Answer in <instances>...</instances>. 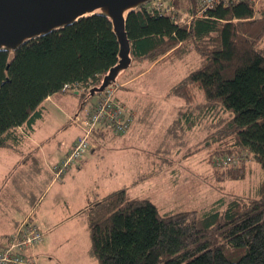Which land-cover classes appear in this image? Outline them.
I'll return each instance as SVG.
<instances>
[{"label": "trees", "instance_id": "1", "mask_svg": "<svg viewBox=\"0 0 264 264\" xmlns=\"http://www.w3.org/2000/svg\"><path fill=\"white\" fill-rule=\"evenodd\" d=\"M195 3L175 0L191 13ZM126 31L132 63L198 58L170 90L182 102L169 133L178 156L204 154L210 172L202 177L210 185L214 177L245 180L248 161L264 171V0L216 4L189 26L144 6L130 14ZM119 51L109 18L93 15L0 52V147L17 148L51 96L91 98ZM176 125L184 137L201 136L193 149L185 150L180 135L173 138ZM226 156L238 157L237 164L218 163ZM220 204L223 209L161 213L148 198L114 190L87 210L89 254L97 264H264V180L257 196L232 194Z\"/></svg>", "mask_w": 264, "mask_h": 264}, {"label": "crops", "instance_id": "2", "mask_svg": "<svg viewBox=\"0 0 264 264\" xmlns=\"http://www.w3.org/2000/svg\"><path fill=\"white\" fill-rule=\"evenodd\" d=\"M169 61L174 62L177 60ZM161 63L155 62L146 65L142 70L127 73L130 67L118 76L116 96L129 109H132L135 116L131 128L127 133L119 135L114 133L108 126L99 127L96 133L93 134V146L81 161L68 170L60 181L54 180L52 167L67 155L82 133L74 119L76 115L81 113L76 111V107L83 102L81 93H73L78 96L79 101L78 98H70L66 94L51 96L45 103L43 117L35 124L34 130L30 134H25V139L17 148L0 147V159H11L1 175L0 183L2 182L3 185L7 175H11L12 184L21 178L18 182L19 185L24 183L28 186H24L27 190L21 189L18 191L17 188H13L14 193L12 188L4 191L0 187V239L5 237V242L1 243L0 241V248L9 243L10 237L30 213H32L34 221L39 226L49 227V232L67 226L71 222H76L83 215L86 216L87 222L86 213L90 205L97 200H101L110 192L117 190L111 188L110 182H113L119 175L127 177L126 173L129 172V164L131 163L130 155L129 159H124L126 154H131L130 149L133 147H143L146 151L144 153L146 161H150L151 164L149 163L147 174L140 173L136 179L131 180V186L147 181L159 173L164 174L165 171H168V167L175 166L178 162H187L194 157L185 158L181 155L177 157L176 161L169 164L171 160L166 159L162 153L164 152L162 146L169 138L171 126L178 117L182 103L178 100L174 101L173 98L176 97L170 95L172 86L168 88L164 101L159 102V97L156 95L158 93L157 84L152 85L150 81L144 79L151 68ZM169 101L175 102L176 113L173 112V107L168 105ZM52 106L54 110L51 108ZM51 111H54L55 115ZM160 113L162 114L159 117ZM170 115L171 118L166 122L165 127H161V117ZM51 116L50 124L52 127L49 129L45 127L41 131L40 124ZM61 116L65 120H62ZM67 119L68 121H66ZM66 134L68 137H66ZM154 138H159L157 143L152 141ZM86 156L88 157L83 162ZM106 157L108 159L112 158V162L105 163ZM202 158L204 160L205 156H202ZM172 172L176 173V170ZM84 177L88 178L90 182H101L98 192L87 190L80 180ZM26 178H30L32 181L30 186ZM122 188H127L130 192V188L126 185ZM23 190L26 191L22 192ZM15 194L28 196L26 200L23 197L22 208L19 206L21 201L18 199V195L14 197ZM13 198L15 200L13 204H18V207L14 209L20 211L18 217L13 213ZM39 247L32 248L29 253L32 256L35 254L38 258V255H40L38 253ZM42 250L44 252L41 251L42 254L49 255L47 254L49 246ZM37 262L39 264V260Z\"/></svg>", "mask_w": 264, "mask_h": 264}, {"label": "rangeland", "instance_id": "3", "mask_svg": "<svg viewBox=\"0 0 264 264\" xmlns=\"http://www.w3.org/2000/svg\"><path fill=\"white\" fill-rule=\"evenodd\" d=\"M146 65H149V63L140 64L137 61H134L129 72L127 73L142 70L146 67ZM197 66L198 58L194 54H191L184 60H177L174 62L168 60L164 63H161L160 65L154 66L146 73L144 79L150 81L152 85L157 84L156 88L158 93L156 95L159 97L158 101L163 102L168 88L181 81L189 74L191 70H194ZM199 93H201V97L203 98L204 96L202 92ZM66 95L70 98H78V96L74 95L73 93H67ZM98 98L99 94H96L95 96L88 99L82 98L83 102H81L80 105L76 107V111L81 113L76 115L74 119L77 116L86 117L97 103ZM173 100L180 101L177 98H173ZM168 105H171L174 109L173 112L176 113L177 108H175V102L169 101ZM51 108L54 110L53 106ZM51 112L55 115L54 111ZM161 114L162 113H160L158 116L160 117ZM170 118L171 115L166 117L162 116L160 126L165 127L166 122H168ZM51 119L52 116L47 118L45 122H40L41 131H43L45 127L47 129L52 127L50 124ZM61 119L65 120L63 116H61ZM66 121H68V119ZM156 136H158V134H156ZM178 136L183 141V145H186L185 150H189L190 146L188 145L193 146L191 148L193 149L195 147L194 145L201 138V136H199V138L196 139L190 137L189 135L184 137L182 134H180V129L176 125L173 138H177ZM66 137H68L67 134ZM158 139L154 138L152 141L157 143ZM171 140L172 136L169 137L168 143L164 149V152L162 153L165 158L167 157L177 159L178 153L175 151L176 146L174 147L173 141ZM180 149L182 152L184 151L182 146ZM130 150L131 154H126V158L124 159H129L130 155V173H126L127 177H121L120 175L117 176L113 182H110L111 188L118 189L126 185L128 188H130L129 193L132 196L150 199L157 206L161 213H176L192 209L206 210L212 206L223 209L225 205L222 208L220 203H222V201L225 203L228 202L232 194L242 196H257L260 184L264 180V171L261 166L255 162L248 161V175L245 180H227L223 182L218 181L214 177L211 179L212 185H210L202 177L209 174L210 166L206 163L205 159L203 160L202 156H204V154H198L193 158H190L187 162H178L175 166L173 165L168 167V171H165L164 174L159 173L157 176H154L147 181H142L136 186H131V180L134 178L136 179L138 174L148 173L150 161H146V156L144 154L146 151L143 149V147L136 146ZM87 157L88 156L85 157L83 162ZM10 160L11 159L5 160L2 158L0 162V178L7 165L10 163ZM104 162L111 163L112 158L108 159L106 157ZM173 170H176V173L172 172ZM10 177L11 175H7L4 184L2 185V182L0 183V187H2L4 191L11 188L12 192L13 188H17L18 191L21 189L27 190V188L24 187L27 185L24 183L19 185L18 182L21 178L17 179L16 183L12 184ZM26 180L30 186L32 181L30 178H26ZM80 180L83 185L86 186L89 192H98L101 182H90L86 177L82 179L80 178ZM26 190H23L22 192ZM16 195L18 194H15L14 197H16ZM21 195L22 194L18 195V199L21 201L19 206L22 208L24 199H28V196L26 195L24 197V195ZM14 201L15 200L13 198L12 204ZM12 206L14 215L18 217L20 215V211L14 209L15 207H18V204L14 203ZM41 230L44 233L46 242L44 241L41 244L35 246H40V249L38 250L40 255H38V258L34 254V256L37 258L36 261L39 260V264H97L96 260H94L89 254L90 231L85 215L80 216L76 222H71L69 225L58 228L53 232L48 231L49 227L47 228L41 226ZM0 241L1 243L3 241L5 242V237H2ZM48 246L50 253L47 251V254L49 255L42 254V249H46ZM35 247L33 248L35 249Z\"/></svg>", "mask_w": 264, "mask_h": 264}, {"label": "water", "instance_id": "4", "mask_svg": "<svg viewBox=\"0 0 264 264\" xmlns=\"http://www.w3.org/2000/svg\"><path fill=\"white\" fill-rule=\"evenodd\" d=\"M155 0H0V52L13 53L33 40L93 15L109 18L118 38L119 62L89 97L104 92L132 64L126 25L130 14ZM78 93V92H77Z\"/></svg>", "mask_w": 264, "mask_h": 264}, {"label": "built area", "instance_id": "5", "mask_svg": "<svg viewBox=\"0 0 264 264\" xmlns=\"http://www.w3.org/2000/svg\"><path fill=\"white\" fill-rule=\"evenodd\" d=\"M195 1V13L177 7L175 0H155L147 4L146 8L154 15L171 18L175 24L189 26L195 16H202L214 5L226 4L229 0ZM116 89V84L107 87L99 94L97 103L86 117L77 116L75 118L82 133L67 155L52 167L55 181H60L74 164L82 160L93 146L92 137L99 127L106 125L119 135L127 133L131 128L135 118L134 113L116 96ZM217 161L235 165L238 157L226 156ZM44 240V233L30 213L10 237L9 243L0 248V264H37L36 258L29 252Z\"/></svg>", "mask_w": 264, "mask_h": 264}]
</instances>
